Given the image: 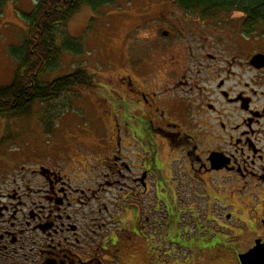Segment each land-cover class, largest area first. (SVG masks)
Listing matches in <instances>:
<instances>
[{
	"label": "flooded vegetation",
	"instance_id": "obj_1",
	"mask_svg": "<svg viewBox=\"0 0 264 264\" xmlns=\"http://www.w3.org/2000/svg\"><path fill=\"white\" fill-rule=\"evenodd\" d=\"M139 5V19L159 25L160 36L137 43L150 59L141 75L116 76L112 112L101 115L106 132L70 134L88 152H65L62 164L55 155L19 162L0 154V264H119L134 256L146 228L164 231L163 219L147 217L164 201L157 183L173 176L159 158L164 149L177 155L180 184L202 186L209 222L218 221V198L205 187L216 189L217 177L234 202L247 200L250 218L223 215L256 233L244 252L264 244V29L247 32L242 14L206 20L169 2L158 17ZM160 251L145 254L144 264H166Z\"/></svg>",
	"mask_w": 264,
	"mask_h": 264
},
{
	"label": "rangeland",
	"instance_id": "obj_2",
	"mask_svg": "<svg viewBox=\"0 0 264 264\" xmlns=\"http://www.w3.org/2000/svg\"><path fill=\"white\" fill-rule=\"evenodd\" d=\"M142 2L149 4L150 8L153 6L157 10L154 16L158 17V10L169 3L166 0H121L96 11L82 5L64 26L58 28L57 45H60L61 38H70L68 43L74 50L79 49V53L66 51L61 54L57 60L58 66L49 69L41 81L47 82L76 70H85L92 75L97 91L86 92L75 88L49 102L33 103L23 116H0V154L19 162L43 154L55 155L56 163L62 164L68 161L65 152H88L83 149L84 145L83 148L77 145V139L70 134L87 136L93 130L106 132L101 115L107 113L102 112L106 109L112 112L114 101L112 94H109L115 88L116 76L122 72L140 73L138 68L150 59L141 54L138 44L144 40L142 45H151L154 38L160 36L159 25L148 27L152 22L149 19L142 21L137 16ZM34 8L35 0H0V86L12 80L18 63L13 52L19 53L22 49L27 30L24 16ZM240 15L239 12H232L228 18ZM155 23L158 24V21ZM103 102L108 105L107 108L102 106ZM106 123L109 128L110 124ZM157 141L160 142L159 139ZM60 153L64 154L61 156ZM159 158L167 161V178L171 174L173 176L168 181L157 183L164 201L163 204L158 201L159 210L153 211L152 208L150 214L147 210V217L152 223L154 219H163L164 231L154 234L150 231L154 230L153 227L146 228V238L136 240L140 243L136 254L120 257L119 264H144L145 254L148 259L149 254L156 257L155 254L161 252L160 247L164 249L166 264H239L237 255L248 248L256 233L241 230L238 220L237 224L231 223L226 217L223 219V215L250 218L247 200L234 202L230 197L231 190L221 189L215 177L216 189L211 185L205 188L212 198H218L213 200L214 216L218 221L209 222L204 216L206 200L201 197L204 194L202 186L189 181L183 184L178 182V172L181 176L183 174L178 170V164L172 162L177 155L164 149L159 151ZM170 163L172 171L168 165ZM233 197L236 198V194ZM147 199H151L150 204H156V197L150 190ZM241 203L244 204L243 213L234 212L230 207L233 205L237 209V206L241 210ZM123 218L126 224L130 223L131 213L121 214V220ZM126 224L120 221L117 226L128 228Z\"/></svg>",
	"mask_w": 264,
	"mask_h": 264
},
{
	"label": "trees",
	"instance_id": "obj_3",
	"mask_svg": "<svg viewBox=\"0 0 264 264\" xmlns=\"http://www.w3.org/2000/svg\"><path fill=\"white\" fill-rule=\"evenodd\" d=\"M121 0H35L34 10L26 14V36L17 58V67L10 83L0 86V116L20 117L29 112L35 102H49L65 92L78 89L95 92L97 87L92 75L85 70L43 82L41 77L58 66V58L66 51L79 53L68 43L70 38H61L57 45L58 28L71 19L82 6L93 11ZM185 11L197 13L200 19L223 20L232 12L243 16L247 32L264 29V0H166Z\"/></svg>",
	"mask_w": 264,
	"mask_h": 264
},
{
	"label": "water",
	"instance_id": "obj_4",
	"mask_svg": "<svg viewBox=\"0 0 264 264\" xmlns=\"http://www.w3.org/2000/svg\"><path fill=\"white\" fill-rule=\"evenodd\" d=\"M238 260L240 264H264V244L256 241L253 248L238 254Z\"/></svg>",
	"mask_w": 264,
	"mask_h": 264
}]
</instances>
